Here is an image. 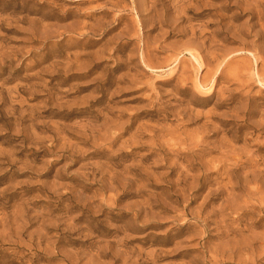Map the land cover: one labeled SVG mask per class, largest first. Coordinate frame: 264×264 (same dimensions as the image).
<instances>
[{
  "label": "rangeland",
  "instance_id": "rangeland-1",
  "mask_svg": "<svg viewBox=\"0 0 264 264\" xmlns=\"http://www.w3.org/2000/svg\"><path fill=\"white\" fill-rule=\"evenodd\" d=\"M0 264H264V0H0Z\"/></svg>",
  "mask_w": 264,
  "mask_h": 264
}]
</instances>
